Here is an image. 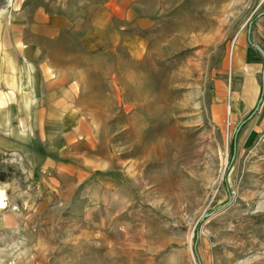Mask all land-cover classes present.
Here are the masks:
<instances>
[{
  "label": "rangeland",
  "instance_id": "1",
  "mask_svg": "<svg viewBox=\"0 0 264 264\" xmlns=\"http://www.w3.org/2000/svg\"><path fill=\"white\" fill-rule=\"evenodd\" d=\"M263 2L47 0L88 140L76 170L35 176L0 149V264H264V99L233 145L262 69L232 51Z\"/></svg>",
  "mask_w": 264,
  "mask_h": 264
},
{
  "label": "crops",
  "instance_id": "2",
  "mask_svg": "<svg viewBox=\"0 0 264 264\" xmlns=\"http://www.w3.org/2000/svg\"><path fill=\"white\" fill-rule=\"evenodd\" d=\"M25 3L10 20L0 19V93L15 94L12 103L0 108V149L25 160L34 176L69 172L76 170L80 156H68L67 151L76 153V147L88 136L81 87L57 63L65 56L54 48L67 20L63 14L49 11L47 0ZM106 9L109 23L114 16L109 7ZM252 38L264 51V17L257 22ZM232 51L236 71L245 69L248 78L256 79L263 70V59L249 45L248 30ZM227 103L230 113L231 101L227 99ZM12 109L17 112L10 113ZM237 109L241 106L234 103V113Z\"/></svg>",
  "mask_w": 264,
  "mask_h": 264
},
{
  "label": "trees",
  "instance_id": "3",
  "mask_svg": "<svg viewBox=\"0 0 264 264\" xmlns=\"http://www.w3.org/2000/svg\"><path fill=\"white\" fill-rule=\"evenodd\" d=\"M264 17V13H261L259 14L258 16L254 17L249 23H248V31L250 30V34H249V45L259 53V55L262 57L263 59V55L262 53L258 50V47H257V44H255V42L253 41V38H252V34L254 32V28L256 27V24L257 22ZM263 62H264V59H263ZM262 74H264V69L262 70ZM263 75H262V91H261V98L259 100V103L257 105V107L252 111L250 112L246 118L241 122V124L238 126L237 130H236V134L234 136V139H233V145L234 147L236 148V145H237V142L239 141V138L242 134V132L244 131V129L246 128V126L248 125V123L255 117L257 116L258 112H259V107H260V103L261 101L264 99V83H263ZM234 155L232 156V159L231 161L234 160ZM5 178L4 176H1V179L0 181H4Z\"/></svg>",
  "mask_w": 264,
  "mask_h": 264
},
{
  "label": "built area",
  "instance_id": "4",
  "mask_svg": "<svg viewBox=\"0 0 264 264\" xmlns=\"http://www.w3.org/2000/svg\"><path fill=\"white\" fill-rule=\"evenodd\" d=\"M16 1L17 0H6V5L4 8V12L10 11V12H14L16 11Z\"/></svg>",
  "mask_w": 264,
  "mask_h": 264
},
{
  "label": "water",
  "instance_id": "5",
  "mask_svg": "<svg viewBox=\"0 0 264 264\" xmlns=\"http://www.w3.org/2000/svg\"><path fill=\"white\" fill-rule=\"evenodd\" d=\"M249 34H250V30H249ZM258 47V50L262 53L263 55V59H264V51L261 47L257 46ZM263 69H264V62H263ZM264 76V74H262ZM263 83H264V77H263Z\"/></svg>",
  "mask_w": 264,
  "mask_h": 264
},
{
  "label": "bare ground",
  "instance_id": "6",
  "mask_svg": "<svg viewBox=\"0 0 264 264\" xmlns=\"http://www.w3.org/2000/svg\"><path fill=\"white\" fill-rule=\"evenodd\" d=\"M151 141V140H150ZM147 144V143H146ZM4 201V193L0 190V204Z\"/></svg>",
  "mask_w": 264,
  "mask_h": 264
}]
</instances>
